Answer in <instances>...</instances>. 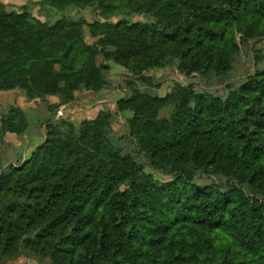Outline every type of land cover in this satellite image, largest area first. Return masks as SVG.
<instances>
[{
    "label": "trees",
    "instance_id": "16d2710c",
    "mask_svg": "<svg viewBox=\"0 0 264 264\" xmlns=\"http://www.w3.org/2000/svg\"><path fill=\"white\" fill-rule=\"evenodd\" d=\"M237 35L264 41V0L0 3V92L56 115L105 89L109 62L149 87L144 74L167 62L184 77L231 78ZM253 59L220 95L175 84L159 96L130 81L115 103L131 114L126 137L108 111L46 122L43 142L0 173V263L29 250L51 264H264V50ZM27 128L15 103L0 108V139Z\"/></svg>",
    "mask_w": 264,
    "mask_h": 264
},
{
    "label": "rangeland",
    "instance_id": "374dc122",
    "mask_svg": "<svg viewBox=\"0 0 264 264\" xmlns=\"http://www.w3.org/2000/svg\"><path fill=\"white\" fill-rule=\"evenodd\" d=\"M32 0H0V3L6 4L8 6L17 7L24 4H29ZM47 15L51 17V23H53L55 20H57L60 16L57 13H54L53 11L46 10L44 11ZM45 14V15H46ZM32 15L38 18L40 21H44L45 17L39 16L37 14V8H35L32 11ZM70 17L75 16V11H71L69 13ZM82 15L84 18L90 22L93 20L92 16L89 15L87 11L83 12ZM127 20L133 21V22H141V23H150L152 20L147 16H134L130 15L125 17ZM236 41L238 42L239 47V53L235 57L233 68H234V74L231 78H220L216 77L214 75H211L209 77H201L198 75H191L189 77H184L180 75L175 67L173 65H170L169 62H167L164 68L161 69H155L152 71L146 72L144 75L147 77H150L151 80V87L145 86L141 84V82L136 80L135 76H132L126 69H124L122 66L113 64L109 62L110 69L106 73V80H107V87L100 92L94 94L92 92H82L78 93L77 101L83 102L87 101L84 104H88L85 109L78 105L73 104L72 107L83 109L84 111H89L90 103L96 102L97 100L100 101L98 106L99 111H108L112 114V129L113 131L120 136L126 137V131H127V120L131 117V114L127 111L124 112H117L115 108L116 101L123 99L124 96H129L130 94V87L128 83L130 81H135L134 86L139 88L140 90H147L151 93H155L159 96H164L168 92H170V89L173 87V85H181V86H187L189 84L194 85L196 89L208 92L211 94L220 95L222 94L223 87L225 84H240L243 79L254 72L253 70V50H264V41L262 42H246V43H240L239 42V36L237 35L235 37ZM87 42H91L92 40H89L86 38ZM101 61V57L98 59V63ZM16 91V90H14ZM97 95V98H94V96ZM93 98V99H92ZM93 108V107H92ZM90 117V115H88ZM87 115L85 116H78L73 118V123L75 125H78L82 120L88 118ZM160 117H167V111L163 110L160 112ZM92 118V117H90ZM124 145L128 152H132L134 148L133 142L131 140H124ZM21 166V165H20ZM154 176L159 179L161 182H168L170 180L169 177L162 175L161 173H155L153 172ZM0 264H51L48 259H43L36 257L31 251L29 250H23L18 258L12 261H2Z\"/></svg>",
    "mask_w": 264,
    "mask_h": 264
},
{
    "label": "crops",
    "instance_id": "0c3cea01",
    "mask_svg": "<svg viewBox=\"0 0 264 264\" xmlns=\"http://www.w3.org/2000/svg\"><path fill=\"white\" fill-rule=\"evenodd\" d=\"M94 98H97V95ZM47 102L51 104L55 101L47 99ZM85 102L87 101H74L63 106L56 115H53L46 110L44 104H41L38 100L28 101L18 91L0 92V108L5 109L15 103L24 112L28 122V128L22 135L16 136L7 133L0 139V173L9 166L22 165L31 152L43 142L44 124L46 122L57 119L61 114L67 116L71 122H74L73 118L78 116L90 115L94 118L99 108H101L98 106L100 101L91 102L89 111L72 107L73 104H78L85 109L89 106L84 104ZM90 117L88 116L87 119H92Z\"/></svg>",
    "mask_w": 264,
    "mask_h": 264
}]
</instances>
